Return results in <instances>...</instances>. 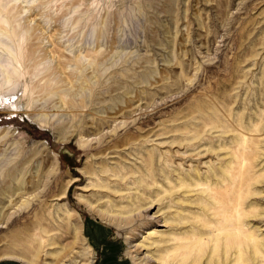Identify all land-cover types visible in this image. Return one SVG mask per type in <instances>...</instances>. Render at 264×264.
<instances>
[{"label": "rangeland", "instance_id": "rangeland-1", "mask_svg": "<svg viewBox=\"0 0 264 264\" xmlns=\"http://www.w3.org/2000/svg\"><path fill=\"white\" fill-rule=\"evenodd\" d=\"M0 40V59L10 68L0 71V188L7 171L19 170L10 191L0 192V251L43 207H68L92 264H145L147 258L160 264L158 248L171 236V222L178 212L180 218L195 213L187 204L219 178L211 169L222 175L233 159L228 146H237L241 132L254 164L244 228L261 245L247 257L264 264V0H0ZM227 85L220 96L230 111L217 109V116L223 125L227 118L240 121L248 133L202 125L212 109L196 106H216L218 89ZM126 134L138 141L125 145ZM210 145L218 155H207ZM152 146L159 156H175L158 163L154 191L138 190L130 174L119 190L114 170L137 166L139 151ZM197 153L204 156L199 162L190 158ZM103 180L119 192L98 189ZM78 197L122 211L120 226ZM177 203L188 207L181 211ZM0 264L23 263L0 256Z\"/></svg>", "mask_w": 264, "mask_h": 264}, {"label": "bare ground", "instance_id": "bare-ground-1", "mask_svg": "<svg viewBox=\"0 0 264 264\" xmlns=\"http://www.w3.org/2000/svg\"><path fill=\"white\" fill-rule=\"evenodd\" d=\"M1 42L3 43L2 40H0V43ZM0 71L9 73L10 68L6 60L0 59ZM4 77L10 80L8 74ZM8 82H5L4 85L10 88L12 84ZM229 87V85L222 86L218 89L220 92L217 94L215 93L216 97L213 102L216 106H213L210 102L211 107L209 108H206V104L204 103L203 106H196L197 110L200 112L212 109L208 117L205 116L202 125H209L210 132L212 129L223 127V132L228 133L238 131V127H241L248 133L250 129L244 126L242 127L239 123L240 121H237L236 125L234 124L236 120L227 118L226 125H223L221 119L217 116V109L230 111L229 101L220 96L222 92L226 93ZM9 103L11 102H8V104ZM192 131L194 132L192 140L200 139L201 132L197 131L196 128L192 129ZM238 134L234 136L239 141L237 146H228L231 148V156L233 159L223 164L221 169L222 175H219L218 168L214 167V169H211V171H213V176H219V178L208 180L207 186L200 188L196 193V197L193 198V201L187 204L190 208L193 206L196 209L195 213L180 218L181 215L178 212L177 220L171 222V236L168 237V240L164 242L165 244L162 247L158 248L160 252L157 260L160 264H250L249 260L258 259L254 256H252L253 259L247 257L248 251L250 253L252 252L253 255L258 253L261 245L254 240V234L250 230L244 228L246 225L244 218L249 217L247 211L244 210V205L246 199L250 196V193H252L250 186L253 185L252 170L254 164L252 153L250 152L252 144L246 142L244 137L246 133L243 134L239 132ZM138 137L137 134H126L123 140L125 145H127L136 141ZM120 141L119 139V142ZM207 151L208 153L205 152L207 155H209V153L212 154V152L216 155L219 154V151L213 149L211 145ZM138 154L141 155L139 156L141 160L140 164L137 166L134 164H122L119 169L114 170V176L118 179L117 186L120 190L123 183L126 184V182H124V176L130 174L133 175L134 185L138 187V190L139 187L140 189L141 187H147L153 192V187H155L156 183L157 166H159L158 163L161 164L162 160H171L175 158V156H169V158H164L162 155L159 156L157 149L155 147L153 148V146L152 148H145L139 151ZM202 155V153H197L190 158L192 160L196 158L199 162L204 157ZM162 164L164 167L165 164ZM101 168L103 169L101 172L107 174L105 175L106 177L111 175L108 167ZM16 171L19 170H14L13 172L12 169H10V171L4 174L3 183L5 182V185L3 184L0 188V192L3 187L10 191L12 184L11 178L14 177ZM95 171H98V169ZM167 171L170 173L171 169ZM194 171L196 172V186H200L202 185V178L199 176L197 169ZM178 180L181 182L180 186L185 185L187 187L185 182H182L183 180L181 177H178ZM107 181L108 180L101 181L98 185L100 186L98 189H104L106 192H119L118 190H110L111 185ZM21 188L22 185L20 186V189ZM3 191L1 193H4ZM17 191H19V188H17ZM61 196L63 197V195ZM78 198L79 201L85 203L87 208L96 213L102 220L113 226H120V224H117V221L122 218L119 217L122 211L116 214L115 208L110 210L106 208L107 204L98 206L94 205L89 198ZM173 198L174 197H168V200L172 201ZM95 199L98 200V198ZM127 199L132 200L133 198L127 197ZM140 199L142 198L138 197V201ZM187 199L190 200V197H187L186 200ZM0 200L3 201V198ZM14 201L15 200H13V202ZM15 204L17 205L16 202ZM187 205L183 206L181 203H177L176 207L184 211L183 209H187ZM7 206L6 204V207ZM174 206L175 205H173V207ZM54 207L57 208L60 206ZM137 207H139V204L136 205V208ZM150 207L151 205L145 207V210ZM61 209L63 208L55 209V211L53 209L47 210L43 207L41 211L34 215L35 219L30 221L24 220L25 222L22 223V226L20 225V229L15 230L13 234L8 236V244L3 251H0V256L3 257V259H17L23 264H81L82 261H85L83 262L84 264H92L91 262L93 261H89L90 249H88V243L85 241L86 238L83 237L79 221L68 207L60 212ZM55 213L57 215H55ZM249 213L252 212L250 211ZM252 215L257 217L258 213H252ZM189 217L194 220L192 219L193 221H189ZM186 218L188 219L186 222L185 220L184 222H180L181 219ZM121 222L126 224L124 220H121ZM149 223L152 224V220H150ZM33 227L38 228L37 233L32 232ZM123 228L124 226L118 229L121 230ZM56 229L58 233L54 232L50 234L52 231H57ZM208 234H210V237H207ZM35 236L36 238H34ZM150 262L149 258H147L145 264H150Z\"/></svg>", "mask_w": 264, "mask_h": 264}]
</instances>
